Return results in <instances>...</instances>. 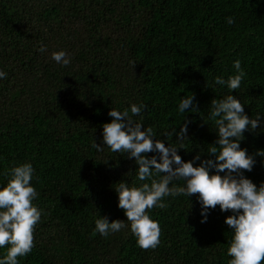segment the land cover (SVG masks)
<instances>
[{
  "label": "trees",
  "instance_id": "trees-1",
  "mask_svg": "<svg viewBox=\"0 0 264 264\" xmlns=\"http://www.w3.org/2000/svg\"><path fill=\"white\" fill-rule=\"evenodd\" d=\"M60 50L69 65L51 58ZM236 60L246 76L232 91L215 78L235 75ZM0 71V186L11 167L31 163L41 210L34 247L18 264H228L225 218L234 213L216 206L202 215L198 195L165 197L166 208L149 211L161 232L155 249L138 247L129 227L93 234L99 216L126 219L114 188L142 183L134 159L103 144L102 126L110 109L147 105L133 121L182 146L178 155L194 166L215 160L213 98L234 95L246 115L264 117V0H0ZM191 93L199 111L183 116L179 102ZM184 118L188 139L166 136ZM243 135L254 165L242 173L259 187L264 118Z\"/></svg>",
  "mask_w": 264,
  "mask_h": 264
},
{
  "label": "clouds",
  "instance_id": "clouds-1",
  "mask_svg": "<svg viewBox=\"0 0 264 264\" xmlns=\"http://www.w3.org/2000/svg\"><path fill=\"white\" fill-rule=\"evenodd\" d=\"M226 19L228 24L235 22L232 17ZM46 50L43 45L38 49L41 53ZM51 58L64 66L70 64V58L63 50L53 51ZM233 66L235 75L227 80L219 76L215 78L216 84L226 85L232 91L240 88L246 76L239 60L234 61ZM6 75L0 71V79L6 78ZM243 105L231 94L211 100L209 120L215 125L217 139L207 152L214 155L215 160H204L197 166L178 155L177 149L182 146H166L155 138L152 127L145 129L142 123L133 121L132 117L138 116L147 105L132 104L130 110L122 112L110 109L108 115L112 119L102 126L103 144L112 152L127 154L134 159L138 165L137 179L142 183L129 186L122 180L114 188L118 207L123 210L126 219L109 221L107 217L99 216L93 234L108 237L129 227L138 247L155 249L160 243L161 232L149 211L154 207L166 208L168 205L162 202L165 197L198 195L202 215L216 206L221 211L234 213L225 218L233 233L227 248L231 257L228 264H264V183L257 187L243 175L242 170H252L254 159L239 144L244 132L255 131L264 117L259 113L255 118L249 117ZM198 111L192 93L180 100L178 112L183 116L186 112ZM183 120L178 132L174 127L166 136L175 134L176 140L181 142L188 139L190 121ZM92 146L102 150L95 141ZM147 153H158V158ZM257 155L264 156V151H258ZM194 159L199 160L200 155L197 154ZM210 168L216 171L210 174ZM33 171L31 163L24 162L4 173L8 179L4 186H0V248H5L6 252L0 258V264H18V257L28 255L34 247V229L40 221L41 210L33 204L38 196L31 185ZM180 180L183 185L173 183Z\"/></svg>",
  "mask_w": 264,
  "mask_h": 264
}]
</instances>
